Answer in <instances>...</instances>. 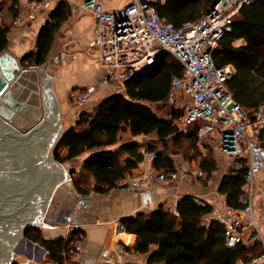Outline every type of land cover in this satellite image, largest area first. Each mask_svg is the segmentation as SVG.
<instances>
[{
	"label": "trees",
	"instance_id": "16d2710c",
	"mask_svg": "<svg viewBox=\"0 0 264 264\" xmlns=\"http://www.w3.org/2000/svg\"><path fill=\"white\" fill-rule=\"evenodd\" d=\"M216 0H156L160 16L179 27L193 22L209 11ZM10 3L8 12L16 18L21 0H0V8ZM67 3L59 2L51 11V20L42 28L36 43V52L23 58L24 67L41 65L46 61L56 30L68 16ZM1 20V17H0ZM9 25L0 21V54L8 44ZM219 46L212 52L217 66L231 67L227 88L241 106L252 109L264 101V0H250L241 6L232 21V28L220 39ZM183 66L180 61L163 52L146 67L135 71L124 83L123 89L101 99L94 112H82L77 120L66 129L53 153L60 163H66L89 151L81 168L72 169V183L81 195L91 191L105 193L120 187L118 181L131 173L144 159L139 151L142 142L138 139L123 142L111 148L119 140L120 132L127 131L134 138L154 134L161 148L149 145L153 151V166L165 171L174 170L173 149L183 147L198 153L188 160H196L210 177L217 169L216 161L199 151L196 129L199 121L178 129L174 117L177 112L168 105L171 78L180 76ZM152 105H163L169 110L159 115ZM264 147V142H263ZM172 147L171 151L170 148ZM237 167L225 172L220 180L219 192L229 206L238 209L245 186L246 159L235 160ZM93 178V182L91 181ZM212 206L192 194L184 193L177 200L175 211L162 205L153 211H137L122 217L127 233L135 235L133 250L148 253V264H259L253 260L264 252V245L250 234L244 241L229 246L222 224L216 219L208 220ZM73 229L67 240L48 239L39 228H28L24 237L45 248L54 264L69 261V248L77 239ZM155 249H152V247ZM12 264H20L12 262Z\"/></svg>",
	"mask_w": 264,
	"mask_h": 264
},
{
	"label": "built area",
	"instance_id": "2783aa9c",
	"mask_svg": "<svg viewBox=\"0 0 264 264\" xmlns=\"http://www.w3.org/2000/svg\"><path fill=\"white\" fill-rule=\"evenodd\" d=\"M56 1L67 3L71 13L81 7L92 14L95 30L87 51L104 68L97 83L69 91L70 104L76 108L84 106L103 86L113 85L118 91L122 90L125 81L135 71L153 63L163 52L176 58L183 71L180 76L171 78L167 97L173 111L177 112L173 122L182 130L199 121L196 129L199 142L216 146L226 157L246 159L245 193L239 197L243 207L229 206L223 197L224 211L216 216L224 228L227 244L233 246L252 233L251 239H258L263 244L253 196L259 189L264 210V147L261 142L264 137V101L252 109L237 103L226 85L232 73L231 67L217 66L212 56L220 39L231 30L232 21L241 6L250 0H219L201 18L179 27L160 16L154 4L156 0H131L113 11L104 9L99 0ZM26 6L32 14L42 11L44 24L50 22L52 8L49 0H30L21 5ZM46 62L58 65L60 55L54 53ZM38 66L28 68L36 70ZM142 154L150 160L155 157L149 150ZM202 174L200 169L192 171L189 162L184 163L183 171H165L151 165L139 169L128 179H120L118 185L138 187L158 182L168 186L176 184L184 175L199 178ZM182 195H176L172 211H175L177 200ZM76 211L67 217L70 227L76 226L71 224ZM118 251L123 254L124 247H119ZM253 261L264 264V252Z\"/></svg>",
	"mask_w": 264,
	"mask_h": 264
},
{
	"label": "crops",
	"instance_id": "0c3cea01",
	"mask_svg": "<svg viewBox=\"0 0 264 264\" xmlns=\"http://www.w3.org/2000/svg\"><path fill=\"white\" fill-rule=\"evenodd\" d=\"M29 1L21 0L20 10L16 18L11 17L7 10L10 5L9 2L0 8V21L9 25L6 49L21 64L25 56L36 52L38 36L45 25L42 11L37 10L32 14L28 6L21 7L23 3ZM99 1L104 9L113 11L125 6L131 0ZM58 3L56 0H49V7L52 8V11ZM94 24V18L88 10L78 7L74 13L68 11V16L56 30L49 52L50 56L54 53L60 55V63L53 65L45 62L43 67L44 73L51 79L50 88L57 101L59 122L63 130L70 128L82 112H94V106L101 99L118 91V88L113 85L103 86L94 92L84 106L76 108L70 104L69 91L81 90L88 85L97 83L104 73V68L94 61L87 51V44L94 37ZM22 65L24 67V64ZM28 67L24 68L28 69ZM28 80L37 86L36 94H38L39 101L38 106H30L39 109L38 114L35 112L28 114L38 122L42 119L44 112L42 110L43 99L39 66L35 74L32 73L28 76ZM18 119L21 124L23 121L30 122L23 115L18 116ZM137 137L151 138L150 143H142L139 146L141 152L146 150L149 145L161 148L154 134ZM137 137L133 138L127 131L120 132L119 141L111 148L118 147L123 142L134 140ZM198 144L199 151L203 156L207 155L205 149L212 151L217 149L211 144L201 142ZM88 153L89 151L84 152L71 161L61 163L64 170L69 171V173L72 169L78 171ZM213 159L216 161L217 169L210 177H207V173L198 165L196 170L193 169L194 160L191 161L184 157L174 159L172 157L175 169L183 171L184 163L189 162L192 171H199V169L203 171L202 176L191 178L184 175L176 184L168 186L158 182L146 183L138 187L123 184L103 194L94 191L84 195L79 194L72 183V174L70 173V179H63L64 181L55 188L49 201V208L44 211L41 219L44 224L39 229L45 238L59 239L63 237L64 240L69 238L68 236L73 229L78 231L77 239L69 248V261L64 264H148V253H137L133 250L136 237L124 230L121 223L122 217L133 215L137 211L150 212L161 205L165 209L171 210L176 195L188 193L209 203L213 210L206 215V218L208 220L216 219L217 214L224 211L222 199L224 196L219 192L220 180L223 177L222 175L217 176L219 161L216 157ZM151 165H153V160L144 158L131 173L125 174L122 178L128 179L135 175L139 169ZM202 178H207L206 182L202 183ZM91 181L93 182L92 177ZM253 198L254 212L260 220L259 230H261L264 244V210L259 189L255 191ZM74 210L77 211L71 224H76V226L70 227L67 217L72 215ZM21 240L19 238L11 247L12 259H16L20 264H54L50 261L45 248L40 246L42 249H36L34 245L30 247L27 243L21 244ZM76 246L79 248L76 249ZM119 247H124L123 254L119 253ZM152 249L155 247L153 246Z\"/></svg>",
	"mask_w": 264,
	"mask_h": 264
},
{
	"label": "water",
	"instance_id": "95a60500",
	"mask_svg": "<svg viewBox=\"0 0 264 264\" xmlns=\"http://www.w3.org/2000/svg\"><path fill=\"white\" fill-rule=\"evenodd\" d=\"M45 62L39 65L44 112L36 122L28 114L39 112L30 107L38 106L39 101L37 86L28 80L36 70L24 68L8 50L0 54V196H7L0 202V264L18 262L12 259L11 247L19 238L21 244L42 249L24 233L42 227L55 188L70 178L69 171L53 156L66 130L59 122L51 79L43 71ZM20 115L30 122L19 123Z\"/></svg>",
	"mask_w": 264,
	"mask_h": 264
},
{
	"label": "rangeland",
	"instance_id": "374dc122",
	"mask_svg": "<svg viewBox=\"0 0 264 264\" xmlns=\"http://www.w3.org/2000/svg\"><path fill=\"white\" fill-rule=\"evenodd\" d=\"M169 106H171L169 103H168ZM153 109L155 110V112H157L159 115H162V116H165V114H169V110L166 106H163V105H152ZM172 109H173V106H171ZM136 139H138V141L142 142V143H150L151 141V138H148V137H137ZM264 142V137L261 138V142ZM160 146V145H158ZM172 147L170 148V151H171ZM206 152V154L210 157V158H214L216 157L219 161V164H218V173H217V176H223L225 172H227L231 166L233 167H237V165L235 164V158L231 157H225L224 155L220 154L219 151L216 149V151H212V150H207L205 149L204 150ZM172 153V157L175 159L176 157H181V158H185L187 159L188 157H195L196 155H198V153H195L193 152L192 150H189L188 148L186 147H183V149H176L174 148L173 149V152ZM193 161V160H191ZM197 161L194 160L193 162V169H197ZM206 179L207 178H202V183L206 182Z\"/></svg>",
	"mask_w": 264,
	"mask_h": 264
},
{
	"label": "flooded vegetation",
	"instance_id": "af4514ba",
	"mask_svg": "<svg viewBox=\"0 0 264 264\" xmlns=\"http://www.w3.org/2000/svg\"><path fill=\"white\" fill-rule=\"evenodd\" d=\"M6 197H7L6 195H4V196L1 195L0 196V202L4 203L7 200ZM1 219H3V218H1Z\"/></svg>",
	"mask_w": 264,
	"mask_h": 264
}]
</instances>
